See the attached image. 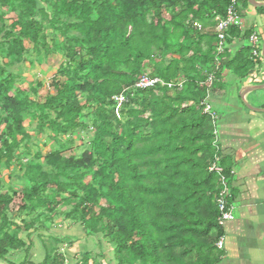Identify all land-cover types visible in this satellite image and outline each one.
Here are the masks:
<instances>
[{
  "label": "trees",
  "instance_id": "trees-1",
  "mask_svg": "<svg viewBox=\"0 0 264 264\" xmlns=\"http://www.w3.org/2000/svg\"><path fill=\"white\" fill-rule=\"evenodd\" d=\"M227 6L228 0H0V165L30 154L31 131L54 142L52 151L18 164V189H0V262L34 264L29 235L44 230L40 264H67L58 248L64 238L40 223L63 202V217L85 240L95 239L96 250L81 264L107 260L100 241L114 264L220 263L219 185L208 171L220 153L201 103L216 58L215 19ZM239 34L229 28L225 46ZM225 54L226 47L213 87L223 70L243 80L254 67L249 48ZM49 56L60 63L39 95L40 83L30 89L13 71ZM143 75L182 84L133 89ZM125 88V103L115 105L112 98ZM26 120L34 125L25 128ZM84 130L91 131L88 149L63 156ZM218 164L229 175L221 157Z\"/></svg>",
  "mask_w": 264,
  "mask_h": 264
},
{
  "label": "crops",
  "instance_id": "crops-1",
  "mask_svg": "<svg viewBox=\"0 0 264 264\" xmlns=\"http://www.w3.org/2000/svg\"><path fill=\"white\" fill-rule=\"evenodd\" d=\"M254 1L264 4V0ZM237 13L242 22V30L238 37L227 43L225 56H233L243 47L247 49V40L251 34L260 38L261 53L264 8L255 9L239 0ZM259 69L261 72L258 74H264V62ZM253 70L254 67L243 80L223 70L208 100L218 118L215 127L221 162L231 172L228 178V202L232 207L233 220L222 229L224 243L219 264H264V112L246 108L239 98L243 88L248 90L250 87L264 85V77H259L257 81L252 78ZM244 103L252 109L264 110V90L245 94ZM32 244L33 247L39 246L42 252L39 242L34 241ZM89 244H85L84 254L96 249L95 244L93 248ZM42 259L40 255L37 262L32 263L40 264ZM79 261L76 264H81ZM100 264L114 262L107 259L100 261Z\"/></svg>",
  "mask_w": 264,
  "mask_h": 264
},
{
  "label": "rangeland",
  "instance_id": "rangeland-1",
  "mask_svg": "<svg viewBox=\"0 0 264 264\" xmlns=\"http://www.w3.org/2000/svg\"><path fill=\"white\" fill-rule=\"evenodd\" d=\"M11 16H7V19H10ZM27 46V43L24 44ZM28 47V46H27ZM60 63V58L58 56H49L47 60H36L33 59V66L30 67L27 62L23 64L22 67L16 68L13 73L17 76H20L21 79L23 78L25 83L28 85L30 84L29 88H33L36 83H40L42 85V89L39 90L38 94H43L45 90L48 88V85L50 83L51 78L54 76L58 66ZM261 64V63H260ZM259 64V66H260ZM259 77H264V74H258L255 76V81L259 80ZM181 81V80H180ZM34 125L33 121L26 120L23 123V126L26 128L27 126ZM3 126H0V130H2ZM29 135L35 136V144L33 143L31 145V151L28 156H25L23 159L14 160L10 166H6L4 164V161H2V165H0V189L4 190L7 187H12L14 189H18L21 186V183L23 182L21 179L22 173L18 169V164H27L30 159L32 158V154L36 151H39L41 153H48L49 151H52L54 147L53 140L49 137V135H37L33 131L29 132ZM91 136V131H83L81 136L78 134H75L73 136L74 143L71 144V147L66 146L62 152L63 156H69V154H73L74 156L78 157L81 155V153L88 149L89 144V137ZM50 138L51 141L48 140ZM24 146L21 145L20 148H23ZM103 204V203H101ZM69 205L65 203H60L57 205L54 215H51L50 219L45 220L44 217L40 219V223L42 222V225L48 228L47 234H53L54 236L63 237L64 240L62 241L61 245H58V248L61 249V251H64L66 262L67 264H76L78 263L79 259L83 258V256L86 250L85 244H89V247L93 248L95 244V239H86L84 238L81 230L76 226V224H73L71 220L65 219L64 213L68 211ZM26 215H24V218ZM53 216V217H52ZM31 217V215H29ZM15 222L17 224L22 223L20 219H16ZM37 224H35L36 226ZM44 230H39L37 232H32L29 236V241L38 242L37 238L38 236H43L45 233H43ZM26 233L20 232V237L24 239ZM97 239L100 240V237ZM101 251L104 253H107V259L110 261L112 259V254L108 251L109 245L106 242L100 241ZM91 245V246H90ZM80 246V247H78ZM83 247V249H82ZM96 250V249H95ZM94 250V251H95ZM93 251V252H94ZM22 255L20 253L18 256ZM43 256V253L40 251L39 246L33 247L31 244L30 250L28 252V260L30 262H37V259L39 257ZM16 257V256H15ZM8 261H19L18 258H7ZM78 259V261H76ZM81 262V261H79ZM0 264H4L0 262Z\"/></svg>",
  "mask_w": 264,
  "mask_h": 264
},
{
  "label": "built area",
  "instance_id": "built-area-1",
  "mask_svg": "<svg viewBox=\"0 0 264 264\" xmlns=\"http://www.w3.org/2000/svg\"><path fill=\"white\" fill-rule=\"evenodd\" d=\"M239 0H228V6L225 10V16L222 19H215V27H214V33H215V60L213 64V70L206 74V79L203 83L206 89V97L205 100L201 103L202 106V112L206 114L211 122V125L213 126V147L219 153V149L217 146L216 136H217V130H216V122H217V116L212 111L210 105H209V97L213 89V85L216 81V74L219 71L220 62L218 60L219 57L223 55V52L225 50V39H226V32L229 28H236L238 30H242V22L240 17L237 13V3ZM197 29H200L199 25H194ZM248 48H249V55L251 61L254 63V70L252 78H255L257 73L261 72V69H259V64H263V59L261 57L260 53V38L256 34H251L248 37ZM182 84V81L176 82V84L170 82L169 84L164 83L158 78H150L146 75L141 76L132 86L133 89L138 91H145L154 89L157 87H177L180 88ZM128 91V89H123L121 93L114 96L112 98L115 105H122L125 103V93ZM220 160V157L216 155L214 157L213 163H211L208 167L209 173H212L217 176L219 190L218 194L215 198V207L217 210V226L221 229L224 228L225 224L228 222H231L233 220L232 215V207L230 206L228 200L230 197V185H229V176L231 175V172H229V175H226L222 169V167L219 166L218 162ZM223 243H224V234H221V236L218 238L217 242L215 243V249L219 252L223 251Z\"/></svg>",
  "mask_w": 264,
  "mask_h": 264
},
{
  "label": "water",
  "instance_id": "water-1",
  "mask_svg": "<svg viewBox=\"0 0 264 264\" xmlns=\"http://www.w3.org/2000/svg\"><path fill=\"white\" fill-rule=\"evenodd\" d=\"M247 2V4L249 6H251L252 8L258 9V8H264V4H258L256 3L254 0H245ZM261 57L264 60V39L263 42L261 44ZM245 88H243V90H241V92L239 93V98L242 102V104L252 110V111H258V112H264V110H255L250 108L246 103H244V95L249 93V92H258V91H263L264 90V85H260V86H254V87H250L248 88V90H244Z\"/></svg>",
  "mask_w": 264,
  "mask_h": 264
}]
</instances>
